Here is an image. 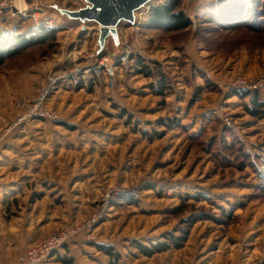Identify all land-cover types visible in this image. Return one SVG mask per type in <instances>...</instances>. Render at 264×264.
I'll return each instance as SVG.
<instances>
[{
	"label": "rangeland",
	"instance_id": "1",
	"mask_svg": "<svg viewBox=\"0 0 264 264\" xmlns=\"http://www.w3.org/2000/svg\"><path fill=\"white\" fill-rule=\"evenodd\" d=\"M218 1L201 0L183 29L148 26L150 9L126 62L47 91L55 119L17 122L83 64L94 35L73 45L75 30H54L4 60L0 264L66 229L76 234L44 264H264V118L252 103L264 113V0H242L235 14H257L233 24ZM28 15L24 0L0 14V42L53 30Z\"/></svg>",
	"mask_w": 264,
	"mask_h": 264
},
{
	"label": "water",
	"instance_id": "2",
	"mask_svg": "<svg viewBox=\"0 0 264 264\" xmlns=\"http://www.w3.org/2000/svg\"><path fill=\"white\" fill-rule=\"evenodd\" d=\"M24 1L27 12L42 14L45 21L55 22L61 30L74 28L73 45L88 34L94 35V45L81 59L83 64L95 68L105 56L117 63L129 49L139 51L142 17L150 9L168 5L171 0H29L30 4ZM200 1H184L188 17H192ZM123 29H127L126 35Z\"/></svg>",
	"mask_w": 264,
	"mask_h": 264
},
{
	"label": "trees",
	"instance_id": "3",
	"mask_svg": "<svg viewBox=\"0 0 264 264\" xmlns=\"http://www.w3.org/2000/svg\"><path fill=\"white\" fill-rule=\"evenodd\" d=\"M222 1H229V6L232 5L235 9L239 10L242 5V0H219L217 3ZM258 3V0H253L254 8L256 7ZM182 0H171L168 5H159L157 7H154L151 9V12L149 16L146 18V22L151 26L156 27H174L176 29H183L188 27L193 23L192 19L186 15L184 11H178V9L181 7ZM229 6L227 8H229ZM247 13L246 15L244 13ZM257 14L256 11L253 9L245 8V10L241 11V13H237L235 17L237 19H229V24L233 22L236 23H242V22H250V19L254 18V16ZM145 23L142 25L144 26ZM251 23H256L255 20H251ZM56 41V32L54 30L50 32H39V34H35L33 36H17V37H6L3 42H0V66L3 64L4 60L7 58H12L15 56L20 55L25 49L31 48L33 46L37 45H46L49 42ZM137 62H141L142 68L140 71L147 72L148 66L142 63L141 57L137 56ZM147 69V70H145ZM160 89V92L164 91L166 86L161 83V85L158 86ZM252 103L254 104V110L253 113H257L259 115V118H264L263 113V105L261 103H258L257 98L254 97L252 100ZM66 247V246H65ZM137 248L146 254L147 256H151L154 253L162 252L165 249H167L166 246H159L154 247V249H149L147 247H142L141 245H137ZM114 256V255H113ZM57 261L61 262L62 264H70L72 262L71 259H68L67 257H58Z\"/></svg>",
	"mask_w": 264,
	"mask_h": 264
},
{
	"label": "built area",
	"instance_id": "4",
	"mask_svg": "<svg viewBox=\"0 0 264 264\" xmlns=\"http://www.w3.org/2000/svg\"><path fill=\"white\" fill-rule=\"evenodd\" d=\"M14 2L15 0H0V14L8 9L12 10V8H15V5H13ZM28 16H32L35 21H39L42 14L35 13ZM44 24L48 25L51 29L55 28V30H60L62 28L60 25H56V23L53 21L38 23V25L40 26H43ZM58 26L59 28L57 29ZM68 30L74 31L75 29L69 28ZM107 58H109V60ZM111 63L112 65L116 64L110 57H105L100 60L98 66L95 68H91L86 64H82L78 68L71 70L63 75L53 77L50 85L48 86L49 88L47 87L48 89H45V92H43V94L41 95L39 101L37 102V105L33 109H29L28 112L19 117L17 121L18 125L24 124L26 121H31L33 119H55L56 116L47 113V111L43 109V101L48 94L47 91L59 89L65 84H73L74 86H79L82 82H86L87 75H94V78H98L104 70L110 69L111 65L109 64ZM102 215L103 214L94 216L93 219L89 221L83 228L92 229L93 227H95L96 222L102 217ZM75 234L76 232L72 233L71 229H66L54 234L52 237L44 241V243L40 247L36 249H30L24 255L20 256L18 259V264H44V262H46V260L50 258L51 255L59 252V250L62 249V247L66 243H68V241Z\"/></svg>",
	"mask_w": 264,
	"mask_h": 264
},
{
	"label": "bare ground",
	"instance_id": "5",
	"mask_svg": "<svg viewBox=\"0 0 264 264\" xmlns=\"http://www.w3.org/2000/svg\"><path fill=\"white\" fill-rule=\"evenodd\" d=\"M18 4L20 6V4H22V0H15V5H18ZM228 6H229V1H227V2L222 1V2L216 3V9H217V12L219 14V18L226 19V20L227 19H237V17H235L236 14H235V8L234 7H231L229 10H225V9H227ZM244 14L246 15L247 13L245 12ZM56 25H58V24H56ZM58 28H59V26L57 27V29ZM53 30H55V28H53ZM129 52L130 51H128L127 54L124 56L123 62L127 61L128 57H129Z\"/></svg>",
	"mask_w": 264,
	"mask_h": 264
},
{
	"label": "crops",
	"instance_id": "6",
	"mask_svg": "<svg viewBox=\"0 0 264 264\" xmlns=\"http://www.w3.org/2000/svg\"><path fill=\"white\" fill-rule=\"evenodd\" d=\"M62 258V257H61Z\"/></svg>",
	"mask_w": 264,
	"mask_h": 264
}]
</instances>
